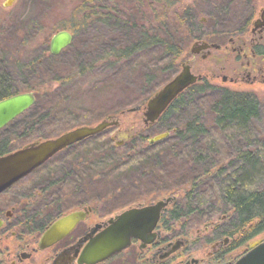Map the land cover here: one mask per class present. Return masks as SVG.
Returning <instances> with one entry per match:
<instances>
[{"label": "rangeland", "instance_id": "obj_1", "mask_svg": "<svg viewBox=\"0 0 264 264\" xmlns=\"http://www.w3.org/2000/svg\"><path fill=\"white\" fill-rule=\"evenodd\" d=\"M6 1L0 0V7L3 17H8L10 23L0 28V56L16 81L31 86L36 102L0 131V143L11 132L21 129L23 123H27L29 127L33 125V129L29 131L31 133L20 131L23 134L19 135L21 142L44 139V136L53 138L77 126H94L107 117H119L118 126L109 127L93 138H87L78 145L57 153L35 171V174L32 173L27 181L58 179L70 168L69 165L73 162L71 157H80L78 161L81 164L84 160L88 164L86 168L90 173L87 175L90 180L87 182L90 185L89 196L93 197L97 208L103 210L105 217L102 221L145 195V190L155 188L156 191L159 182L154 175H141L136 167L135 152L127 151L124 147L121 148L123 158H120V161L115 153L109 152L100 156L98 148L102 142L109 141L110 144L113 139L119 143L122 141L121 145H124L132 133L131 130L137 128L144 130L149 135L147 137L158 134L146 130L148 126L144 124L142 110H128L138 105L145 106L150 97L180 72L181 61L198 59L193 57L197 54L190 53L196 41L214 42L227 39L244 25L246 18L252 17L259 12L260 7H264V0H246L252 6L249 14L243 1L238 3L233 0L234 3L223 15L217 11L219 0H169V8L165 9L168 14H171L174 8L187 9L192 22L189 28L192 37L179 59L177 73L172 74L171 71L162 70L163 54L159 46L147 47L127 58L114 56L117 48L124 49L135 43L142 28H157L155 16L163 14L162 1L160 6L157 0L108 2L107 10L122 11L118 15L121 19L118 26L107 24L108 22L77 21L72 13L78 10L80 0H15L12 6L5 7L3 4ZM151 1L155 4L153 7ZM59 30L72 32L73 40L60 54L53 55L49 51L50 40ZM221 32L224 33L221 35ZM46 46L49 50L44 57L41 52ZM111 49L113 50L110 55ZM35 59L40 60V65L33 62ZM28 60L32 62L30 69L18 70L17 65L23 66ZM209 65L211 61L199 58L194 70L208 74V69L205 68ZM205 82L207 81H201ZM214 84L234 91L254 92L264 102V85H233L223 84L222 81ZM18 88L21 92L28 91L26 86ZM192 109L195 108L190 109V115L192 112L196 113V110ZM257 134L258 138L264 140V121ZM232 153L229 149L228 154ZM200 169L199 166L192 167V171ZM168 194L170 192L162 193L159 198ZM6 196L5 194L0 199V204H3ZM177 201H180L179 198ZM65 208L69 209V203ZM221 217L223 216L214 215L213 219H206L222 225ZM94 219L98 221V218ZM192 223L194 227H202L206 222ZM0 237V254L5 257L8 250L13 249L17 243L5 233ZM260 238H264V233L254 239ZM248 243L238 248L232 256L235 259L240 257L247 250Z\"/></svg>", "mask_w": 264, "mask_h": 264}, {"label": "trees", "instance_id": "obj_2", "mask_svg": "<svg viewBox=\"0 0 264 264\" xmlns=\"http://www.w3.org/2000/svg\"><path fill=\"white\" fill-rule=\"evenodd\" d=\"M110 1L114 0H80L78 10L72 14L77 21L108 22L118 26L121 22L118 15L122 11L107 10ZM157 1L159 6L161 1L164 4L163 14L155 16L157 28H142L138 40L124 49L117 48L114 56L127 58L147 47L159 46L163 54L162 70L173 74L177 73L179 59L192 37L189 32L192 22L187 9L174 8L168 14L165 9L169 8V0ZM235 1H243L250 14L252 6L246 0ZM233 3V0H219L217 11L224 15ZM151 5L153 7L155 4L151 1ZM1 10L0 7V28L10 23ZM48 50L46 46L41 52L44 57ZM33 62L40 65L39 59ZM31 66L29 60L23 66L17 65L18 70L30 69ZM9 72L0 56V100L21 93L18 86H26V90L34 92L29 84L19 83ZM263 106L264 102L254 92L216 88L207 82H197L176 97L160 118L146 129L153 133L169 132V136L151 144L149 139L153 136L147 137L149 135L141 128L132 129L133 136L124 145L111 139L110 144L109 141L102 142L98 153L100 156L115 153L120 161L123 158L121 148L135 152L140 174L154 175L159 181H156V191L155 188L148 189L143 194H149L152 190L157 192L158 197L166 192L176 194L180 201L174 204L172 215L165 216V224L173 220L179 230H185L188 226H194L192 222H207L214 215H221L222 234L234 235L237 245H245L264 233V140L258 138L257 134L264 121ZM191 108H195L192 111L196 110V113L190 115ZM46 116L49 117L48 113ZM37 118L39 121L40 116ZM32 129L33 125L29 127L23 123L21 129L2 139L0 155L32 142H21L19 136L21 130L27 133ZM229 149L233 151L232 154H228ZM71 158L73 162L62 177L41 181L89 182L86 161L81 164L78 161L80 157ZM195 166L201 169L192 171ZM54 205L56 207L52 206L45 213L47 217L60 206ZM42 223L32 225L35 227Z\"/></svg>", "mask_w": 264, "mask_h": 264}, {"label": "flooded vegetation", "instance_id": "obj_3", "mask_svg": "<svg viewBox=\"0 0 264 264\" xmlns=\"http://www.w3.org/2000/svg\"><path fill=\"white\" fill-rule=\"evenodd\" d=\"M202 42L216 44L193 55L203 61H211V65L205 68L208 69V74L194 70L198 60L196 58L181 63L189 64L191 72L200 77L201 81L206 80L214 87L224 89L229 88L215 85L214 82L264 85V7L248 17L244 25L227 39ZM130 137L131 135L127 139ZM39 168L0 194V199L7 195L3 204H0V220L3 221L0 235L5 233L17 243L13 249L8 250L5 257L0 254V264H79V255L87 243L80 242L81 239L91 233L97 224H103L111 216L101 220L105 214L97 208L93 197L89 196V183L41 180L27 182ZM169 196L175 197L174 201L161 208L159 219L152 229L143 237H132L127 248L95 264H233L239 258L235 259L232 254L242 245H237L234 235H223L216 221L209 220L202 227L188 226L185 230L177 229L173 220L165 224V216L172 215L174 210L176 194L170 193L159 198L152 190L128 203L119 212L133 207L153 206L158 200ZM67 203L69 209L65 208ZM54 204L60 205L55 208L53 215H56L47 217L45 213L52 206L56 207ZM74 211H82L83 218L53 245L44 249L38 248L39 238L47 227ZM94 218H98V221ZM36 222L43 223L33 227L32 224ZM101 229L103 228L97 232ZM76 250H79L78 255ZM58 257L59 260L55 263Z\"/></svg>", "mask_w": 264, "mask_h": 264}, {"label": "water", "instance_id": "obj_4", "mask_svg": "<svg viewBox=\"0 0 264 264\" xmlns=\"http://www.w3.org/2000/svg\"><path fill=\"white\" fill-rule=\"evenodd\" d=\"M15 0H7L4 6H12ZM73 40V34L67 30L57 31L50 40V52L58 55L68 47ZM216 46L202 41H196L190 53L198 54L202 50ZM201 78L191 72L189 64L183 63L179 73L150 97L145 106L132 107L128 112L143 111V121L146 126L153 125L169 107L172 101L184 90ZM33 92L12 95L0 100V130L35 103ZM119 125V117H107L94 126H79L56 137L37 139L7 154L0 155V194L13 184L23 179L36 168L42 166L50 158L65 148L74 145L90 136L101 133L109 127ZM169 136V132L158 133L149 139V143L158 142ZM175 197L169 196L158 200L153 206L144 208H128L103 222L97 224L92 232L81 239L87 241L81 251L79 264H95L127 248L132 237H143L154 227L159 219L161 208ZM82 211H74L55 220L39 238L38 248H47L63 238L83 218ZM150 224V225H148ZM3 221L0 220V228ZM101 229L97 232L98 229ZM79 250H76L78 255ZM65 255V254H63ZM59 260V257L55 263ZM233 264H264V238L249 242L247 250Z\"/></svg>", "mask_w": 264, "mask_h": 264}]
</instances>
